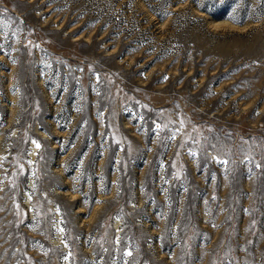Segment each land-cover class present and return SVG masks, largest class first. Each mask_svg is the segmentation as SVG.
Here are the masks:
<instances>
[{"label":"rangeland","instance_id":"obj_1","mask_svg":"<svg viewBox=\"0 0 264 264\" xmlns=\"http://www.w3.org/2000/svg\"><path fill=\"white\" fill-rule=\"evenodd\" d=\"M0 264H264V0H0Z\"/></svg>","mask_w":264,"mask_h":264},{"label":"snow or ice","instance_id":"obj_2","mask_svg":"<svg viewBox=\"0 0 264 264\" xmlns=\"http://www.w3.org/2000/svg\"><path fill=\"white\" fill-rule=\"evenodd\" d=\"M157 127L159 128L160 126L157 125ZM172 139H175V135H173ZM33 143H36L37 148L40 147V144H39L38 142L33 141ZM211 147L215 148L216 146H215V145H212ZM190 155H192L193 157H195V156L197 155V153H195V152H190ZM213 159L216 160L218 163H220V164H222V165H225V164L228 163L227 160H220L219 157H215V156H214ZM257 167H259V165H257ZM60 231L62 232L63 229H60ZM127 255H131V253L129 252V253H127ZM66 259H67V257H66Z\"/></svg>","mask_w":264,"mask_h":264}]
</instances>
